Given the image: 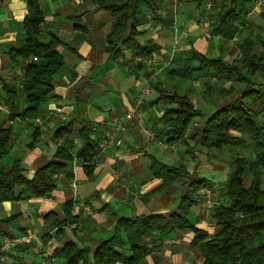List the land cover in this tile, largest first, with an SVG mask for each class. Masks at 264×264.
Instances as JSON below:
<instances>
[{"label":"crops","instance_id":"crops-1","mask_svg":"<svg viewBox=\"0 0 264 264\" xmlns=\"http://www.w3.org/2000/svg\"><path fill=\"white\" fill-rule=\"evenodd\" d=\"M95 1L39 0L42 22L38 40L47 44L55 35L61 42L56 50L64 63L52 76L53 90L40 104L38 116L22 120L20 115L26 108L25 60L14 62L8 52L24 44L27 2L0 0V127L12 130L1 165L8 170L14 161H20L24 175L31 179L62 145V140L54 139L53 134L67 123L74 127L71 152L80 146L78 130L83 123L93 126L94 139L101 148L90 161L74 159L54 174L56 188L48 195L0 202V244L11 241L10 247L0 252V264H64L53 253L68 242L87 249L79 264H94V250L112 235L122 216H168L181 211L195 228L211 238L219 229L213 209L229 205L225 196L229 163L235 156L253 159L250 150L234 145L221 150L201 146L206 120L239 98L245 84L224 81L220 88L226 90L231 86L229 94L215 89L207 97L204 82L208 76L201 75V88L200 75L181 79L167 75L165 68L182 63L190 49L229 63L238 58V44L244 37L264 38V0L246 5L247 23L240 25L239 33L229 41L212 31L210 17L215 12L211 2L197 7L192 0H154L153 9L145 10L147 22L137 27L144 32L139 37L141 41L153 39L160 47L147 60H132L131 53L123 48V54L118 56L106 51V37L114 16ZM206 32L211 36L206 37ZM260 51L257 45L255 52ZM138 62H142L140 68L136 67ZM247 79L254 87L264 85L261 73ZM146 85L150 91L143 103L137 105L136 96ZM174 92L187 95L202 113L192 120L184 134L186 143H169L164 134L169 120L165 110L176 105L163 95L171 96ZM127 113L130 118H126ZM115 127L118 142L101 146ZM35 129L38 135L30 146ZM187 146L193 148L192 155ZM154 160L184 167L187 174L162 186V179L151 171ZM88 165L92 167L90 173L85 168ZM250 179L246 169V188ZM199 180L205 186L196 189L190 197L191 204L180 210L191 182ZM194 235L191 230H175L159 248H152L149 237L143 238L152 249L138 264H202L198 248L192 245Z\"/></svg>","mask_w":264,"mask_h":264},{"label":"trees","instance_id":"trees-1","mask_svg":"<svg viewBox=\"0 0 264 264\" xmlns=\"http://www.w3.org/2000/svg\"><path fill=\"white\" fill-rule=\"evenodd\" d=\"M253 0H192L197 7L211 2L214 14L212 31L224 40H232L240 30V25L247 23L246 5ZM28 13L23 20L25 41L19 49L9 50L12 61L25 60L23 72V93L26 108L20 119L36 118L39 106L53 90L52 76L63 66V57L56 50L60 40L51 35L49 43L42 44L38 40L39 25L42 15L39 0H26ZM154 0H96L95 4L109 10L114 16L111 30L106 37V51L110 55H122V48L136 57L147 60L159 50L153 39L141 41L144 32L137 29L147 22L146 9H153ZM215 16V17H214ZM261 51L256 53V46ZM240 56L232 62L222 58H208L194 49L187 52L182 63L165 68L167 75L181 79H191L197 75H206L204 95H212L215 89L224 95L232 90L220 88L224 81L244 83L245 91L236 100L221 110L213 113L205 122L201 133V146L221 150L224 146L234 145L248 149L253 154L250 160L246 156H235L229 163L228 181L225 196L228 206L219 205L213 209L219 229L211 238L200 229L195 228L181 211L168 216L152 214L139 217H119L111 236L102 240L93 253L94 264H138L152 248H159L163 239L175 230H191L194 232L192 245L198 248L203 258L202 264H264V85L254 87L247 76L255 73L264 75V38L261 35L244 37L238 44ZM32 58H35L33 61ZM142 62L136 63L140 68ZM210 78H213L212 82ZM175 107L165 110L169 116L164 134L169 143L187 142L184 138L190 123L201 111L194 108L187 95L174 92L164 96ZM256 103V106L252 105ZM236 132L237 134H234ZM11 128L0 127V159L7 153ZM74 127L72 123L59 126L53 134L62 145L56 148L53 157L38 168L31 179L24 173L20 161H14L8 170L0 163V202L16 201L22 198L42 197L56 188L54 174L62 171L74 159L85 163L98 155L101 148L94 139L93 126L83 123L78 130L80 146L74 152L70 147ZM38 133L34 130L33 145ZM193 148L187 146V152L193 154ZM87 172L91 165L85 166ZM248 169L250 185L245 187L243 176ZM153 176L162 179V186L168 185L187 174L184 167H171L153 161ZM203 180L192 181L188 194L183 198V210L191 204L190 197ZM186 202V203H185ZM149 237L153 244L150 248L143 241ZM129 254H125L123 250ZM87 249L76 247L72 242L66 243L53 253L54 257L63 259L64 264H79L84 260Z\"/></svg>","mask_w":264,"mask_h":264},{"label":"built area","instance_id":"built-area-1","mask_svg":"<svg viewBox=\"0 0 264 264\" xmlns=\"http://www.w3.org/2000/svg\"><path fill=\"white\" fill-rule=\"evenodd\" d=\"M207 6L209 8L210 7V4H208ZM205 36L206 37H210L211 34L209 32H206L205 33ZM32 60L34 61L35 58H32ZM149 91H150V87L148 85L144 86L140 90V92L136 96V104L137 105H140L141 103H143V101L145 99V96L149 93ZM0 108H1V106H0ZM125 116H126V118H130L131 114L130 113H127ZM117 130H118V127H115L111 131H109L107 133V140L105 141V143L101 144V146L106 147V146L111 145L113 143H117L118 140H116V138H115L116 137V134H117ZM15 242L16 241H14V243ZM10 244H11V241L5 240L2 244H0V252L3 251L6 248H9L10 247Z\"/></svg>","mask_w":264,"mask_h":264},{"label":"rangeland","instance_id":"rangeland-1","mask_svg":"<svg viewBox=\"0 0 264 264\" xmlns=\"http://www.w3.org/2000/svg\"><path fill=\"white\" fill-rule=\"evenodd\" d=\"M201 77H202V76L200 75V76H199V79H200ZM195 80L197 81V80H198V78L196 77V79H195ZM195 80H194V81H195ZM202 81H203L202 79H200V80H199L198 87H201V88H202V83H200V82H202ZM198 87H197V88H198ZM263 183H264V177H263Z\"/></svg>","mask_w":264,"mask_h":264}]
</instances>
